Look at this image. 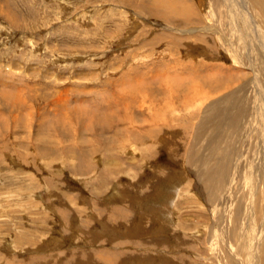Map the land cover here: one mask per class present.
Listing matches in <instances>:
<instances>
[{"label":"rangeland","instance_id":"obj_1","mask_svg":"<svg viewBox=\"0 0 264 264\" xmlns=\"http://www.w3.org/2000/svg\"><path fill=\"white\" fill-rule=\"evenodd\" d=\"M248 2L0 0V264H239L264 127ZM254 80L262 106L246 101L212 154L200 123ZM197 158L228 165L213 202Z\"/></svg>","mask_w":264,"mask_h":264},{"label":"bare ground","instance_id":"obj_2","mask_svg":"<svg viewBox=\"0 0 264 264\" xmlns=\"http://www.w3.org/2000/svg\"><path fill=\"white\" fill-rule=\"evenodd\" d=\"M250 1L251 2H248L250 4V6L252 4V5L260 8L261 11L264 12V0H250ZM154 4H155V2H154ZM173 8H176V7H173ZM173 10H174V12H176L175 9H173ZM243 10H244V8H243ZM242 18L244 20L248 21L247 18H245L243 15H242ZM263 22H264V20H263ZM244 26L246 29L245 23H244ZM258 27L259 28L256 27L257 30L255 29L253 32L255 34H257V38L260 41V45L262 47H264V23H260ZM239 49L244 50L243 47H240ZM251 57H252L251 58L252 67L255 68L254 65L256 64V59L252 55H251ZM263 59H264V55H263ZM247 60H249V55L247 57ZM256 77L258 78V75H256ZM216 83H218V82H216ZM253 83H252V85L255 88H249L250 86L248 84H245V86L241 87L239 89V92L236 94V99H243L245 102V105H238L237 106V104H235V96L234 97H233V95L228 96V98H226L228 101H226L223 98L220 101H217V102L211 104V106L209 108V114L207 117H205V120H204L205 123H204V121L200 123V126H199L200 129L198 128V130H200V131L203 130L204 126H205L204 129H205L206 124H207V128L211 127V129L213 128V130L215 131V133H212L213 135L210 134L208 142H207V147L211 151L212 154L215 152V149H217L218 141H219L218 137H219L221 129L223 128L222 126L228 125V126L233 127L234 125H236L237 121L238 122L244 121V119L247 117L246 112H248L247 110H249L246 107V101L248 102L250 98H252L251 101L255 102L257 100V103H259L258 102L259 97L257 98V93L259 91L261 82L254 80ZM263 88H264V86H263ZM261 98L264 100V96H262ZM259 104L261 105V103H259ZM263 109L261 108L260 110H263ZM257 124H258L257 128H254V129L258 130V131L262 130L261 132H262V134H264L263 133L264 127L261 126V123L260 124L257 123ZM243 126L245 127L244 124H243ZM250 129H251V126H250ZM250 129H248L247 131L248 132L251 131ZM233 130H235V129L233 128ZM245 132H246V130H245ZM197 133L200 134L198 131H197ZM197 133H196V135H198ZM262 134H261V137H259V139H258L260 141V144H261V149L260 150L258 149L260 151V154H258V157L254 160L253 164L249 165L250 170H249L248 174L244 175L245 176V182L247 183V184L246 183H244V184H246V186L248 185L247 188H245V185H242V186H244L245 189H247L246 191L248 193V194L245 193V197H246L247 202H246V207H245L246 209L244 211L245 213L243 214V217H244V215H245V217L242 220L244 222L241 221L242 223H240V225H238V227L236 226V224H234L237 228V240H238V244H239V248L236 249L235 253H236V257H238V259H239V261H238L239 264H264V136ZM226 135H228V134H226ZM259 135L260 134L258 133V136ZM234 146H235V144H234ZM234 151H232V152H234ZM217 152H218V150H217ZM201 158H197L196 162H198L199 164L202 163L203 166L206 165L204 167V171L200 175L204 179L203 183H204L205 187L207 188L208 192L210 193V195L208 196V201L213 202L214 199L216 198V195H214V194H216V191L223 186L224 180L227 177L228 165L226 162H224L223 166H218L216 169L210 170L208 165H207L209 159H205V158L201 159ZM230 159H232V158H230ZM228 190H229V188H228ZM242 191H244V190H242ZM241 193H243V192H241ZM226 194H228V193H226ZM241 196H239V198ZM225 197H224V201L222 202L221 215H220L221 219L229 217L228 210H227V205H228L227 202L228 201H227V197H226V199H225ZM241 199H240V201H241ZM243 201H245V200H243ZM236 207H237V205H236ZM224 208H226V209H224ZM234 213H235V210H234ZM241 214H242V212H241ZM239 218H240V216H239ZM239 218H237V214H236V217L234 219H231V220H234V223H236V222L238 223ZM250 222H251V225L249 228L248 225L250 224ZM253 222L256 223V228L251 233V226H252ZM224 225H225V223H224ZM234 225H232V226H234ZM226 230L227 229H224V227H221L222 243H224L226 241L225 240ZM228 256H230L229 253L227 254L226 258H229ZM227 263H229L228 260H227Z\"/></svg>","mask_w":264,"mask_h":264}]
</instances>
